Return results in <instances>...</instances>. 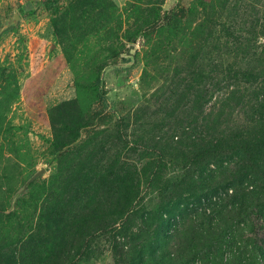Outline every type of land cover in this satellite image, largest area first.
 I'll return each instance as SVG.
<instances>
[{
	"label": "trees",
	"instance_id": "obj_1",
	"mask_svg": "<svg viewBox=\"0 0 264 264\" xmlns=\"http://www.w3.org/2000/svg\"><path fill=\"white\" fill-rule=\"evenodd\" d=\"M231 1L196 0L164 12L151 1L141 29L167 38L187 29L196 50L209 47L208 65L217 71L214 16L233 8ZM43 2L51 9L55 0ZM92 3L75 0L84 11ZM255 3L260 8L241 24L223 22L219 29L237 35V61L222 70L229 68L226 76L235 82L232 95L208 115L204 105H191L189 114L184 105L165 108L171 117L149 125L158 148L132 142L137 162L117 151L119 129L111 136L113 145L108 143L117 151L112 157L103 142L97 148L87 147V140L77 143L87 124L60 121L67 135H55L50 176L28 183L29 210L4 215L0 205V228L16 231L0 233V264H77L92 256L102 237L114 257L111 264H264V0ZM197 15L201 19L193 27ZM197 62L191 64L197 78L185 93L194 104L221 80L200 85L203 69ZM96 93L102 94L98 87ZM234 109L242 121L230 122ZM65 114L59 111L57 117ZM69 144L75 145L72 150Z\"/></svg>",
	"mask_w": 264,
	"mask_h": 264
},
{
	"label": "rangeland",
	"instance_id": "obj_2",
	"mask_svg": "<svg viewBox=\"0 0 264 264\" xmlns=\"http://www.w3.org/2000/svg\"><path fill=\"white\" fill-rule=\"evenodd\" d=\"M43 1L0 0V205L4 215L29 210L28 183L50 176L55 161L49 153L55 135H67L59 127L60 121L87 124L77 143L87 140V147L97 148L103 142V149L111 151L112 157L121 151L123 158L137 162V150L130 149L132 142L158 148L152 141L156 130H149V125L159 123L163 116L171 117L164 113L165 108L184 105L189 114L191 105H204V114H212L214 109L216 113L235 88L234 80L226 76L229 68L224 74L222 70L237 61V35L219 29L223 22L241 24L260 8L257 0H232L233 8L229 5L215 14L211 45L220 50L214 71L208 65L209 47L196 50L197 40L189 38L187 29L176 30L168 38L141 29L151 1L164 12L188 8L196 0H93L88 11L75 5V0H55L51 9ZM196 17L193 27L201 19ZM194 58L203 69L200 85L221 78L196 104L192 96L185 98L186 86L191 87L196 77L191 67ZM250 61L252 65L254 60ZM96 110L102 112L93 121L91 114ZM59 111L66 113L65 118L57 117ZM238 115L234 109L228 119L242 121ZM116 128L122 141L114 151L108 143L112 144ZM69 146L72 150L75 145ZM28 213H24L26 218ZM0 233L14 236L16 231L8 227V231L0 228ZM96 240L97 246L88 241L89 248L97 247L92 256L87 254L77 264L114 263L108 242L103 237Z\"/></svg>",
	"mask_w": 264,
	"mask_h": 264
}]
</instances>
